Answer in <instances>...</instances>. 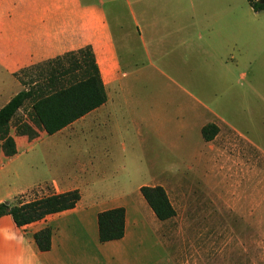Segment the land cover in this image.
<instances>
[{
	"label": "crops",
	"instance_id": "crops-1",
	"mask_svg": "<svg viewBox=\"0 0 264 264\" xmlns=\"http://www.w3.org/2000/svg\"><path fill=\"white\" fill-rule=\"evenodd\" d=\"M86 46L106 101L53 134L11 133L16 153L0 157V202L73 189L80 199L22 226L9 214L0 216V264L206 263L204 254L167 252L168 219H157L142 196L147 183L97 192L109 182L102 158L111 161L114 148L126 150L130 133L174 147L191 137L205 144L207 124H215L228 144L250 142L240 130L246 93L240 84L249 72L255 80L264 70V9L255 12L247 0H0V108L25 89L21 69ZM144 84L164 93L143 98ZM209 88L221 90V113L210 106L219 102V91L211 97ZM170 118L174 135L162 130ZM37 145L47 149L44 167L29 157ZM63 151L77 153L68 157L73 167L56 164ZM39 187L41 195L32 197ZM118 207L125 212L123 236L100 241L99 213ZM45 227L51 246L41 250L33 235Z\"/></svg>",
	"mask_w": 264,
	"mask_h": 264
},
{
	"label": "rangeland",
	"instance_id": "rangeland-1",
	"mask_svg": "<svg viewBox=\"0 0 264 264\" xmlns=\"http://www.w3.org/2000/svg\"><path fill=\"white\" fill-rule=\"evenodd\" d=\"M45 62L21 69L20 79L26 83L31 79L43 81L49 73ZM144 85L143 98L161 97L164 93L163 88ZM240 88L246 92L245 124L240 130L251 143L242 139L238 144H228L218 129L215 138L205 144L191 137L187 143L176 144L180 148L175 149L174 143L159 144L151 134L130 133L126 150L114 148L117 158H102L111 176L109 182L99 184L98 193L122 187L135 190L141 182L161 185L166 190L176 210L175 216L163 223L168 253L204 254V264H264V70L257 73L255 80H251L249 72ZM217 91L219 102L210 106L221 113V90L209 88L211 97ZM165 113L173 116L174 104ZM32 117L31 102L27 101L11 119L10 134L21 135L26 131L22 126L26 122L38 135ZM174 128L175 120L170 118L162 130L174 135ZM140 138L147 140L143 144ZM46 150L37 145L29 157L44 167L45 160L41 158L45 159ZM76 155L74 151H63L56 164L71 167ZM4 156L0 147V157ZM72 156L74 159L69 160ZM39 189L33 190L35 194L31 196H40L36 192Z\"/></svg>",
	"mask_w": 264,
	"mask_h": 264
},
{
	"label": "trees",
	"instance_id": "trees-1",
	"mask_svg": "<svg viewBox=\"0 0 264 264\" xmlns=\"http://www.w3.org/2000/svg\"><path fill=\"white\" fill-rule=\"evenodd\" d=\"M247 1L255 12L264 9V2L261 0ZM45 64L49 67V73L43 81L31 79L26 83L21 80L26 85L25 89L16 93L0 108V147L6 157L16 153L9 123L25 102H31L32 121L36 128L53 134L106 101L105 88L89 46L48 60ZM22 126L26 131H21V134L31 138L37 135V131L30 124L24 122ZM217 133L218 127L215 124H207L201 130L206 141L212 140ZM140 191L157 219L163 221L175 216L176 211L163 186L143 185ZM79 199V191L73 189L29 201L6 200L0 202V216L9 214L17 226H22L47 214L72 208ZM124 218L122 207L99 213L100 241L121 238L124 233ZM33 237L39 249L50 248V227L39 230Z\"/></svg>",
	"mask_w": 264,
	"mask_h": 264
},
{
	"label": "water",
	"instance_id": "water-1",
	"mask_svg": "<svg viewBox=\"0 0 264 264\" xmlns=\"http://www.w3.org/2000/svg\"><path fill=\"white\" fill-rule=\"evenodd\" d=\"M262 2H264V0H261Z\"/></svg>",
	"mask_w": 264,
	"mask_h": 264
}]
</instances>
